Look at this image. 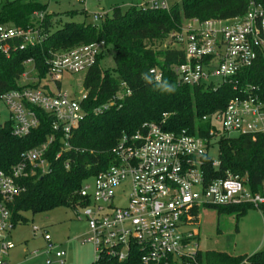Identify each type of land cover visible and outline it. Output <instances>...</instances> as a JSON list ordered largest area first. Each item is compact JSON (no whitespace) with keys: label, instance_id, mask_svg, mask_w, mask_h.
Masks as SVG:
<instances>
[{"label":"built area","instance_id":"built-area-1","mask_svg":"<svg viewBox=\"0 0 264 264\" xmlns=\"http://www.w3.org/2000/svg\"><path fill=\"white\" fill-rule=\"evenodd\" d=\"M147 7L157 10L169 6L165 0H152ZM100 17L93 14L95 20ZM166 38L182 52V61L171 66L178 84L202 88L230 84L236 92L221 110L201 116V121L211 126L210 131L219 125L218 131L227 137L264 135L260 87L240 81L247 68L264 59V7L250 2L238 17L188 19ZM12 39H20L17 48L23 49L40 42L42 35L35 27L0 24V49L7 52V42ZM102 46L103 41H97L54 52L43 78L34 73V81L0 94L14 136L24 137L38 126L36 110L50 116L52 131L43 142L22 151L9 169L0 170V264H9L5 256L11 244L5 239L14 226L9 205L25 191V180L51 170L46 154L56 133L61 135V145L54 160L71 149L72 132L87 115L83 107L86 88L82 84L77 95H71L61 88L63 76L85 75L102 53ZM24 63L35 71L31 59ZM148 72L154 81L161 80L159 66ZM27 76L23 72L20 77ZM120 87L115 99L130 93L124 83ZM115 99L93 108L92 113L110 108ZM211 141L186 129L165 130L155 122L142 123L130 134L122 133L108 165L89 176L90 183H81L72 206L76 218L86 222L81 241L93 245L89 264H184V259H194L196 250L189 248L193 235L186 227L187 212L194 207L248 204L264 217V178L260 189L252 190L246 175L225 172L208 176L207 160L212 167L219 166L218 160L207 155ZM64 165L68 167V159ZM115 200L120 204L115 205ZM38 230L33 227V231ZM41 236L46 245L41 251L46 256L44 263L63 264L65 253L60 244L52 242L45 230Z\"/></svg>","mask_w":264,"mask_h":264},{"label":"trees","instance_id":"trees-1","mask_svg":"<svg viewBox=\"0 0 264 264\" xmlns=\"http://www.w3.org/2000/svg\"><path fill=\"white\" fill-rule=\"evenodd\" d=\"M250 2L264 7V0H178L167 9H150L132 6L125 12L115 7L98 27L85 21L67 20L53 22L46 6L36 0L7 1L0 9V24L29 28L35 27L42 39L33 45L18 49L20 39L8 41L9 49H0V94L18 87L17 81L24 72V62L31 59L39 78L47 71V60L52 53L65 51L79 44L103 41L114 49V68L103 69L102 53L84 76L83 86L87 98L83 107L86 117L79 122L70 137L71 149L54 160L60 148V133L47 152L51 170L24 181L25 191L9 205L13 223L24 211L43 212L56 206H73L76 191L89 176L103 170L110 162L111 150L122 133L134 132L142 123H161L165 130L186 129L206 139H217L219 166L214 168L206 161L209 177L225 172L246 175L252 190L260 189L264 178V135L227 137L216 127L201 121V116L221 110L236 93L230 84L215 88L178 84L171 70L173 64L182 61V52L171 44L162 50L147 47L146 43L165 39L177 30L183 21L195 18L229 19L245 13ZM81 12H84L83 10ZM72 10L68 14H76ZM38 14H42L38 18ZM55 23V24H54ZM153 66L162 70L159 82L148 72ZM148 74L152 82L142 77ZM241 82L259 85L264 100V59L256 61L240 76ZM163 82L174 88L162 91ZM124 83L129 94L115 99ZM114 98L115 103L98 114L93 108ZM38 126L24 137L12 134V121L0 124V170L15 164L22 151L38 145L51 134L50 116L36 110ZM68 159V167L64 162ZM221 214H233L236 219L251 207L248 204L209 206ZM184 264H264V251L251 255H231L221 251L196 250L194 259H184Z\"/></svg>","mask_w":264,"mask_h":264},{"label":"rangeland","instance_id":"rangeland-1","mask_svg":"<svg viewBox=\"0 0 264 264\" xmlns=\"http://www.w3.org/2000/svg\"><path fill=\"white\" fill-rule=\"evenodd\" d=\"M7 1L13 0H0V9ZM36 1L46 6L45 13L51 15L53 22L85 21L98 27L101 20L109 15L113 8L117 7L125 12L132 6L140 4L147 7L152 0ZM165 1L168 6H171L178 0ZM72 10H77V13L69 15L68 13ZM82 10L84 12H81ZM93 14H101L102 18L95 20ZM3 25L9 26L5 23ZM169 44V40L165 38L147 42L146 46L154 50H162ZM101 49L100 64L103 69L112 71L114 49L109 44L102 46ZM24 67V73L28 76L27 79L20 77L17 81L18 85L35 79L34 73L36 72L33 71L31 65L24 64ZM84 76L83 74L64 75L61 83L62 90H66L71 95H77L78 89L83 84ZM8 119L9 112L0 100V124H4ZM216 129L219 130V125H216ZM216 141L217 139H213L207 150L208 157L215 161L218 160ZM85 182L90 183L91 178L85 179ZM114 204L118 205L120 201L115 200ZM186 221L188 224L186 227L192 231L193 235V240L189 245L191 251H221L231 255H251L256 251H264V217L253 207H250L239 219H236L233 214L218 213L211 207H194L188 210ZM33 227L39 230L33 231ZM85 229V220L77 219L71 206L61 205L36 213L24 211L5 239L11 244L5 259L9 264H45L46 256L41 252L46 247L41 236V232L45 230L52 242L60 243V248L65 253L63 264H89L93 259V245L81 241V235ZM35 251L37 254H34ZM50 257L52 259V256Z\"/></svg>","mask_w":264,"mask_h":264},{"label":"clouds","instance_id":"clouds-1","mask_svg":"<svg viewBox=\"0 0 264 264\" xmlns=\"http://www.w3.org/2000/svg\"><path fill=\"white\" fill-rule=\"evenodd\" d=\"M145 81H147L148 83H151V77L148 74H144L142 77ZM164 87L161 89L162 91H167V92H173L174 88L172 86H169V84L167 82H163Z\"/></svg>","mask_w":264,"mask_h":264},{"label":"crops","instance_id":"crops-1","mask_svg":"<svg viewBox=\"0 0 264 264\" xmlns=\"http://www.w3.org/2000/svg\"><path fill=\"white\" fill-rule=\"evenodd\" d=\"M58 244H60V243H58ZM55 264V263H54Z\"/></svg>","mask_w":264,"mask_h":264}]
</instances>
